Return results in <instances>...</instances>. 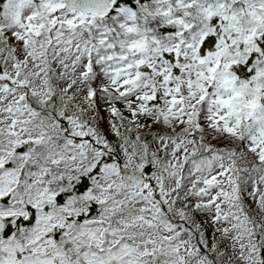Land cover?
I'll use <instances>...</instances> for the list:
<instances>
[{"label": "snow or ice", "instance_id": "1", "mask_svg": "<svg viewBox=\"0 0 264 264\" xmlns=\"http://www.w3.org/2000/svg\"><path fill=\"white\" fill-rule=\"evenodd\" d=\"M0 264H264V0H0Z\"/></svg>", "mask_w": 264, "mask_h": 264}]
</instances>
